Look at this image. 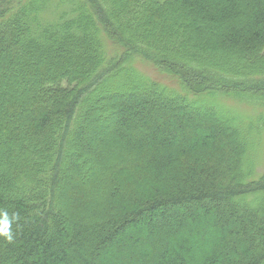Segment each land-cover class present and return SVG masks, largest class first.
I'll return each instance as SVG.
<instances>
[{"label": "trees", "instance_id": "obj_1", "mask_svg": "<svg viewBox=\"0 0 264 264\" xmlns=\"http://www.w3.org/2000/svg\"><path fill=\"white\" fill-rule=\"evenodd\" d=\"M0 39V264H264V114L217 99L264 107V0H0Z\"/></svg>", "mask_w": 264, "mask_h": 264}, {"label": "rangeland", "instance_id": "obj_2", "mask_svg": "<svg viewBox=\"0 0 264 264\" xmlns=\"http://www.w3.org/2000/svg\"><path fill=\"white\" fill-rule=\"evenodd\" d=\"M5 40L0 39V54L2 58L7 59L8 52L9 50L12 49L11 43H7L9 45H5L4 43ZM9 42V41H8ZM8 61V60H7ZM134 66H136L138 69L146 73L147 75H152L156 70H154L150 65L139 62V61H133L132 62ZM2 69H0L1 71ZM1 77V76H0ZM243 96H232V95H226V96H217V99L219 104L227 109L231 110L236 113H240L243 116L247 117H254L257 114H264V107H259L258 105H253L248 103V101L241 100ZM258 137H260L259 140H256V144L258 145V152H257V157L255 160L256 164V170L257 173L260 174L264 171V128L261 130L259 133Z\"/></svg>", "mask_w": 264, "mask_h": 264}, {"label": "clouds", "instance_id": "obj_3", "mask_svg": "<svg viewBox=\"0 0 264 264\" xmlns=\"http://www.w3.org/2000/svg\"><path fill=\"white\" fill-rule=\"evenodd\" d=\"M17 219V214L14 213L10 217L7 211L0 210V236H2L8 242H11L13 239L11 226Z\"/></svg>", "mask_w": 264, "mask_h": 264}]
</instances>
